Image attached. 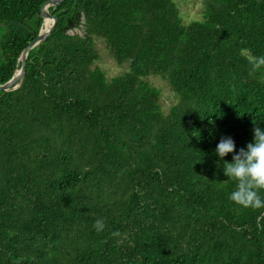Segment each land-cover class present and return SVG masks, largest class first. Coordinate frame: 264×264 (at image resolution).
<instances>
[{"label":"trees","instance_id":"16d2710c","mask_svg":"<svg viewBox=\"0 0 264 264\" xmlns=\"http://www.w3.org/2000/svg\"><path fill=\"white\" fill-rule=\"evenodd\" d=\"M47 1L0 0V85ZM47 11L54 28L20 87L0 92V264H264V209L235 211L216 154L221 138L238 153L264 130V71L249 75L264 0H205L187 24L171 0ZM95 39L127 72L106 80ZM149 76L175 97L165 115Z\"/></svg>","mask_w":264,"mask_h":264},{"label":"clouds","instance_id":"9594fccd","mask_svg":"<svg viewBox=\"0 0 264 264\" xmlns=\"http://www.w3.org/2000/svg\"><path fill=\"white\" fill-rule=\"evenodd\" d=\"M249 75L264 71V55H253L249 61ZM254 140L245 148L236 152L235 143L231 138H221L216 147V154L223 161V173L228 180L235 182L234 190L229 194V200L236 206L235 211L264 209V130L254 124ZM232 154V162L224 158ZM94 228L101 232L105 228L104 221L97 219ZM113 237L120 236L113 232Z\"/></svg>","mask_w":264,"mask_h":264},{"label":"rangeland","instance_id":"374dc122","mask_svg":"<svg viewBox=\"0 0 264 264\" xmlns=\"http://www.w3.org/2000/svg\"><path fill=\"white\" fill-rule=\"evenodd\" d=\"M177 10L182 24H187L191 21H199L202 18L203 3L205 0H171ZM69 35H82L81 30L68 32ZM94 48L97 52V60L94 66L98 68L106 78L120 76L127 72L126 64L117 65L109 57L106 48L101 40H94ZM150 86L158 90V106L162 114H167L169 108L176 102L174 95L170 91L166 81L160 77L149 76L144 79Z\"/></svg>","mask_w":264,"mask_h":264},{"label":"water","instance_id":"95a60500","mask_svg":"<svg viewBox=\"0 0 264 264\" xmlns=\"http://www.w3.org/2000/svg\"><path fill=\"white\" fill-rule=\"evenodd\" d=\"M65 0H51L43 3L39 9V17L42 21L43 18H48L51 20V24L48 27L46 31L43 33L39 29L35 39H33L20 53L17 62L19 63V68L16 69L12 75V77L5 83L0 85V92L6 93L11 92L13 90H16L20 87L23 74H24V64H25V58L27 55V52L34 48L35 46L39 45L41 42L45 40V38L50 34V32L53 30L55 25V18L48 13V11L45 9L46 6L48 7H55L59 5L60 3L64 2ZM42 24V22H41ZM41 28V27H40Z\"/></svg>","mask_w":264,"mask_h":264},{"label":"bare ground","instance_id":"6f19581e","mask_svg":"<svg viewBox=\"0 0 264 264\" xmlns=\"http://www.w3.org/2000/svg\"><path fill=\"white\" fill-rule=\"evenodd\" d=\"M45 9L47 10L48 9V6L45 7ZM43 23H42V28L43 30H41V32L43 33L44 31H46L48 29V27L50 26L51 24V20L48 19V18H43Z\"/></svg>","mask_w":264,"mask_h":264}]
</instances>
